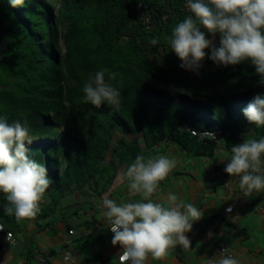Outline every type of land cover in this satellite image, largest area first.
<instances>
[{"label":"trees","instance_id":"obj_1","mask_svg":"<svg viewBox=\"0 0 264 264\" xmlns=\"http://www.w3.org/2000/svg\"><path fill=\"white\" fill-rule=\"evenodd\" d=\"M142 1L143 10L138 0H24L15 8L0 0V116L28 121L33 141L26 146L48 170L45 197L53 206L72 183H110L122 163L144 155L126 135L140 132L147 146L167 140L197 155L213 153L216 142L181 130L186 123L221 130L225 148L250 131L264 137V127L243 115L264 95L250 62L224 67L209 60L201 72L178 71L181 61L167 38L190 13L181 9L183 0ZM165 13L172 16L163 21ZM213 39L218 45L219 34ZM101 69L106 80L114 74L109 82L121 90L118 105L83 100V82ZM225 137L233 142L224 144ZM129 143L136 147L127 158L122 147L131 149ZM5 196L0 193L2 235L18 229L4 211ZM48 212L44 207L35 217Z\"/></svg>","mask_w":264,"mask_h":264},{"label":"clouds","instance_id":"obj_2","mask_svg":"<svg viewBox=\"0 0 264 264\" xmlns=\"http://www.w3.org/2000/svg\"><path fill=\"white\" fill-rule=\"evenodd\" d=\"M184 3L190 15L178 22L167 38L170 50L181 61L179 66L198 72L205 57L224 67L247 61L259 76L258 84L264 85V0H184ZM8 4L15 8L22 6L24 0H8ZM206 33L213 37L218 33V45ZM106 71L89 73L83 82L81 91L86 103L97 107L119 104L121 90L109 82L114 74L105 79ZM243 115L251 125L264 127V95L255 96L243 109ZM185 127L191 126L186 123L180 129L189 132ZM195 130L219 132L218 142L213 139L214 151L222 146L221 130ZM248 133L253 135L252 131ZM32 141L27 120L10 123L0 116V193L6 194L8 201L5 213L18 221L40 212V203L51 183L46 166L29 154L26 143ZM218 158L226 159L224 172L238 179L241 191H264V137L245 138L231 147L228 157L218 154ZM178 163L175 157L165 154L147 159L137 155L121 170V177L127 181L128 192L141 198L119 202L103 198L100 202L104 223L113 233L111 243L121 249L120 264H146L149 256L158 260L177 245L190 248L186 233L204 215L203 211L192 203H182L174 192L167 193L163 202L152 198L160 182ZM0 226L1 230V223ZM225 253L226 249L209 258L208 264H240L236 256Z\"/></svg>","mask_w":264,"mask_h":264},{"label":"crops","instance_id":"obj_3","mask_svg":"<svg viewBox=\"0 0 264 264\" xmlns=\"http://www.w3.org/2000/svg\"><path fill=\"white\" fill-rule=\"evenodd\" d=\"M253 136L247 133L234 144ZM126 139L138 143L145 159L165 154L179 161L160 182L153 199L163 202L167 193L174 192L182 203H192L204 213L186 233L191 241L190 248L177 245L158 260L149 256L146 264H208L209 258L217 256L215 246L220 241L227 243L244 260L264 264V213L258 211L259 206H264V191H256L249 198L238 195V179L224 172L226 159L218 158V154L228 157L234 144L228 148L221 146L213 153L197 155L167 140L157 146H147L140 132L126 135ZM134 159L122 163L110 183L102 181L99 186L90 182L83 186L72 183L54 206L52 200L44 199L40 204L50 212L43 218H24L23 223L14 219L20 223L18 229L11 232L14 244L7 242L5 235L0 233V259L9 264H25L30 252L40 251L47 264L67 262L68 253L71 255L69 264H120L118 255L121 249L111 243L113 233L104 223L100 202L103 198L117 202L141 198L128 192L127 181L121 177V170ZM223 178L229 181L228 188L221 185ZM234 200V208L227 209ZM70 230L73 232L69 233Z\"/></svg>","mask_w":264,"mask_h":264},{"label":"built area","instance_id":"obj_4","mask_svg":"<svg viewBox=\"0 0 264 264\" xmlns=\"http://www.w3.org/2000/svg\"><path fill=\"white\" fill-rule=\"evenodd\" d=\"M136 8L138 10H143L145 8V3L142 0H138L137 4H136ZM182 10H187L185 7V3L184 0L182 2V6H181ZM142 16V20L145 24L149 23V16L144 15V13L141 14ZM168 16H170V13H165L164 15L161 16L162 20L166 19ZM185 130L189 131L192 135L197 136L199 140L203 139V138H211V139H215L218 142L220 133L219 132H215V131H197L194 128L191 127H185ZM220 183L223 187L228 188L229 187V181L225 178L220 180ZM256 191L250 192V193H245L243 191H241L239 189V194L238 195H247L248 198L253 195V193H255ZM236 204V200L231 201L228 205H227V209H233L234 206ZM258 211L264 213V206H259L258 207ZM1 227V226H0ZM73 230H70L69 233H72ZM5 240H7V242H10L12 245L13 243V237H12V233L10 232H6L5 234ZM226 249V253L225 254H229V255H234L236 256L239 260H240V264H254L253 262H249L244 260L243 258H241L237 253H235L227 243L220 241L216 244L215 246V253L216 255H218L219 252H221L222 250ZM67 260V262L63 263V264H69L68 260H71V255L70 253H68V255L65 258ZM0 264H9L6 261L0 259ZM27 264H47V260L45 258V256L40 252V251H34L33 253V257L31 258V260L27 263Z\"/></svg>","mask_w":264,"mask_h":264},{"label":"rangeland","instance_id":"obj_5","mask_svg":"<svg viewBox=\"0 0 264 264\" xmlns=\"http://www.w3.org/2000/svg\"><path fill=\"white\" fill-rule=\"evenodd\" d=\"M210 38L211 39H213V36H210ZM213 42H214V39H213ZM215 43V42H214ZM209 63H210V61H209V59H207V57H205V59H204V61H203V66L198 70V72H201L203 69H206L207 67H208V65H209ZM182 70H185V69H182L180 66L178 67V71H182ZM193 72H195V71H193ZM115 135H117V134H115ZM115 137H117V136H115ZM142 139V138H141ZM226 139V137L224 138V140H223V143L224 144H231L232 142L228 139V140H225ZM143 141V140H142ZM130 145H132V144H134V143H129ZM122 145V144H121ZM134 146L136 147V145L134 144ZM133 145L132 146H129V148H131V149H128V148H124V147H122V151L124 152L123 154V156H125V157H129V156H131L132 155V148H135ZM44 199H47L46 197H45V195H44ZM43 199V200H44ZM42 200V201H43ZM44 206L43 205H41L40 204V208L42 209ZM40 212H41V210H40ZM20 223H23V221L21 220V222ZM20 223H18V225L20 224ZM20 232H18L17 234H19ZM29 243V241H27V244ZM23 242H21L20 243V246L21 247H23Z\"/></svg>","mask_w":264,"mask_h":264}]
</instances>
